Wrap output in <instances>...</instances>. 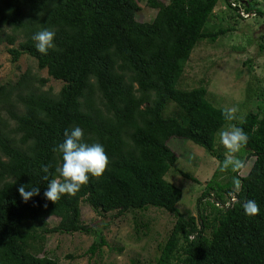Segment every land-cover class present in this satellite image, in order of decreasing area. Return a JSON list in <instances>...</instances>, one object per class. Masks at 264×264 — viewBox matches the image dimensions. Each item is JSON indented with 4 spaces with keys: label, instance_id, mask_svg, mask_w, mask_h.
I'll use <instances>...</instances> for the list:
<instances>
[{
    "label": "trees",
    "instance_id": "16d2710c",
    "mask_svg": "<svg viewBox=\"0 0 264 264\" xmlns=\"http://www.w3.org/2000/svg\"><path fill=\"white\" fill-rule=\"evenodd\" d=\"M141 1L0 0V45L9 46L10 62L27 55L63 83L57 93L43 90L48 78L27 69L16 82L0 85V264H59L43 250L52 233L96 236L88 249L95 255L106 242L100 228L81 223L82 203L99 216L148 208L172 214L173 227L150 264H264V106L232 122L211 104L206 88L181 84L200 42L214 43L233 33L238 19L262 13L253 0H223L218 19L226 16L232 25L210 31L219 0H145L156 14L138 22ZM240 10L248 15L239 16ZM45 28L55 32L47 55L32 39ZM230 121L248 137L241 150L252 163L244 175V162L235 172L220 171L225 157L215 148L216 135ZM74 126L83 129L84 142L104 146L109 164L74 195L48 201L43 193L58 179L59 154L52 149ZM172 138L193 143L219 163L197 200V217L178 210L182 190L165 179L178 160L167 145ZM21 186L40 193L24 202ZM247 200L258 204L256 215L244 214ZM49 217L58 219L56 226H48Z\"/></svg>",
    "mask_w": 264,
    "mask_h": 264
},
{
    "label": "rangeland",
    "instance_id": "374dc122",
    "mask_svg": "<svg viewBox=\"0 0 264 264\" xmlns=\"http://www.w3.org/2000/svg\"><path fill=\"white\" fill-rule=\"evenodd\" d=\"M160 1L168 3V0ZM223 3V0H219L213 17L207 23L210 31H214L218 26L232 25L226 16L222 20L218 19L222 16L218 9L222 8ZM231 3L233 4V1ZM252 3H256L262 15L248 16L245 20L238 19L236 30L219 37L214 43L207 40L200 42L192 51L181 80L185 88H206L211 104L225 110L233 109V116L236 115L238 120L242 119L249 109L256 110L257 106H264V51L260 52L258 47L263 42L260 38L264 37V0H253ZM139 6L141 9L136 20L150 22L156 10L146 7L145 0L141 1ZM238 14L241 17L248 15L240 11ZM250 39L251 45L247 44ZM18 42L21 40L13 47H16ZM8 47L6 44L0 45V85L16 82L18 76L28 69L39 78H48L43 90L51 89L53 93L60 90L63 83L49 78L45 70L39 71L36 62L27 55L21 56L17 63L12 64L6 51ZM172 110L173 105L170 104L166 112ZM231 121L236 122L233 119ZM231 121L222 129L234 125ZM167 145L178 159L174 168L165 176L167 181L182 190L181 200L176 207L181 213L197 217V206L201 205L197 200L206 183L213 179L219 163L205 150L184 139L172 138ZM215 148L224 154L225 149L219 143L218 134ZM236 155L244 162L240 171V175H244L251 166L252 159L247 160V153L242 150ZM178 171L188 174L196 182L181 177ZM225 178L226 175L218 176L216 180L224 181ZM231 198L235 200L234 196ZM115 214L111 212L99 216L88 205H80L81 223L100 228L106 242L95 255L88 253V249L97 241V237L80 233L48 235L44 242V252L56 258L59 264L152 263L159 256L161 247L168 238L175 222L174 216L153 208L121 216ZM47 223L52 228L57 225L58 219L49 217ZM104 223L108 225L106 228L102 226Z\"/></svg>",
    "mask_w": 264,
    "mask_h": 264
},
{
    "label": "clouds",
    "instance_id": "9594fccd",
    "mask_svg": "<svg viewBox=\"0 0 264 264\" xmlns=\"http://www.w3.org/2000/svg\"><path fill=\"white\" fill-rule=\"evenodd\" d=\"M55 32L50 29H41L35 32L32 39L36 42V50L47 55L49 49H53ZM233 109L226 110L227 120L234 119ZM64 141L55 145L53 153L59 154V160L55 168L58 179H51L43 195L48 201H58L63 195H74L80 187L86 184L91 177H100L109 164V157L104 146L99 142H84V131L80 126H74L64 131ZM219 143L225 149L224 160L220 165V171L228 169L235 172L242 168V161L236 155L242 146L247 143V134L242 128L231 125L218 132ZM47 172L48 168L45 167ZM238 187V181H234ZM19 194L24 202L33 196L39 195L40 188H25L21 186ZM235 201V200H234ZM232 203V202H231ZM243 211L246 216H254L259 212V206L254 200H247L243 204Z\"/></svg>",
    "mask_w": 264,
    "mask_h": 264
},
{
    "label": "built area",
    "instance_id": "2783aa9c",
    "mask_svg": "<svg viewBox=\"0 0 264 264\" xmlns=\"http://www.w3.org/2000/svg\"><path fill=\"white\" fill-rule=\"evenodd\" d=\"M233 201H234V198H233V200H232V198H231V202H233ZM231 202H229V204H230Z\"/></svg>",
    "mask_w": 264,
    "mask_h": 264
},
{
    "label": "bare ground",
    "instance_id": "6f19581e",
    "mask_svg": "<svg viewBox=\"0 0 264 264\" xmlns=\"http://www.w3.org/2000/svg\"><path fill=\"white\" fill-rule=\"evenodd\" d=\"M232 6H234V4H232ZM240 12H243L242 10H240Z\"/></svg>",
    "mask_w": 264,
    "mask_h": 264
}]
</instances>
